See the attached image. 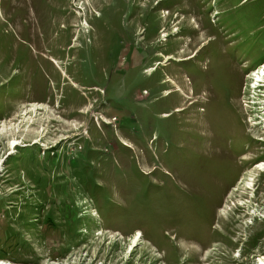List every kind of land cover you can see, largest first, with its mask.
Masks as SVG:
<instances>
[{
    "label": "rangeland",
    "instance_id": "1",
    "mask_svg": "<svg viewBox=\"0 0 264 264\" xmlns=\"http://www.w3.org/2000/svg\"><path fill=\"white\" fill-rule=\"evenodd\" d=\"M261 68L264 0H0V264H257Z\"/></svg>",
    "mask_w": 264,
    "mask_h": 264
},
{
    "label": "bare ground",
    "instance_id": "2",
    "mask_svg": "<svg viewBox=\"0 0 264 264\" xmlns=\"http://www.w3.org/2000/svg\"><path fill=\"white\" fill-rule=\"evenodd\" d=\"M258 75H257V81H261L260 79H259V77H260V74H264V69L263 68H261L260 69V71H258V73H257ZM259 139H261V138H259ZM18 142L16 141V140H14V142H13V144H17ZM257 168H259V169H263L264 170V161H262V163L260 164V165H258L257 166ZM2 264V263H1ZM257 264H264V255L259 259V261L257 262Z\"/></svg>",
    "mask_w": 264,
    "mask_h": 264
}]
</instances>
